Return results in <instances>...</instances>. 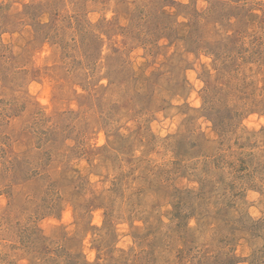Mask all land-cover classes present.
Returning a JSON list of instances; mask_svg holds the SVG:
<instances>
[{
  "label": "rangeland",
  "instance_id": "rangeland-1",
  "mask_svg": "<svg viewBox=\"0 0 264 264\" xmlns=\"http://www.w3.org/2000/svg\"><path fill=\"white\" fill-rule=\"evenodd\" d=\"M0 264H264V0H0Z\"/></svg>",
  "mask_w": 264,
  "mask_h": 264
}]
</instances>
